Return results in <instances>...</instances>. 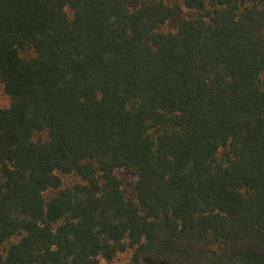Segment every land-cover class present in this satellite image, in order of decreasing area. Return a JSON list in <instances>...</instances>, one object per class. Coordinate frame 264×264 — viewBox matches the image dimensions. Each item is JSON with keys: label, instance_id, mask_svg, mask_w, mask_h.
<instances>
[{"label": "trees", "instance_id": "1", "mask_svg": "<svg viewBox=\"0 0 264 264\" xmlns=\"http://www.w3.org/2000/svg\"><path fill=\"white\" fill-rule=\"evenodd\" d=\"M0 89V264H264V0H0Z\"/></svg>", "mask_w": 264, "mask_h": 264}, {"label": "rangeland", "instance_id": "2", "mask_svg": "<svg viewBox=\"0 0 264 264\" xmlns=\"http://www.w3.org/2000/svg\"><path fill=\"white\" fill-rule=\"evenodd\" d=\"M8 101L7 98L2 94L0 89V107L7 106ZM115 175L122 181V188L128 198H133L134 195V185L137 181L136 175H130L127 174L124 170L119 169L115 170ZM128 255L123 254L119 255L113 262L111 263H105L102 262V264H123L127 261Z\"/></svg>", "mask_w": 264, "mask_h": 264}]
</instances>
